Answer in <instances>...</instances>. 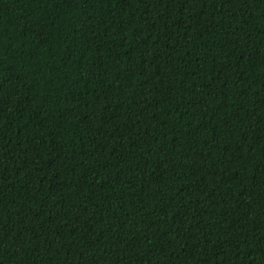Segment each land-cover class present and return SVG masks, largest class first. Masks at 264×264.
<instances>
[{
    "label": "trees",
    "instance_id": "trees-1",
    "mask_svg": "<svg viewBox=\"0 0 264 264\" xmlns=\"http://www.w3.org/2000/svg\"><path fill=\"white\" fill-rule=\"evenodd\" d=\"M0 264H264V0H0Z\"/></svg>",
    "mask_w": 264,
    "mask_h": 264
}]
</instances>
